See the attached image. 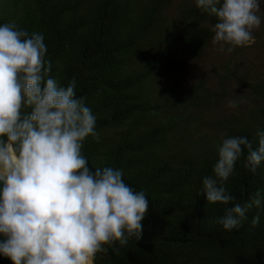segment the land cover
<instances>
[{
  "label": "trees",
  "instance_id": "16d2710c",
  "mask_svg": "<svg viewBox=\"0 0 264 264\" xmlns=\"http://www.w3.org/2000/svg\"><path fill=\"white\" fill-rule=\"evenodd\" d=\"M4 22L43 34L50 75L76 80L96 116L89 167L121 169L150 202L141 239L105 245L95 264H264V208L226 231L215 221L232 205L198 195L221 140L255 148L264 129V20L232 51L213 43L217 21L194 0H0ZM244 163L225 182L241 204L264 190V162L254 173Z\"/></svg>",
  "mask_w": 264,
  "mask_h": 264
},
{
  "label": "clouds",
  "instance_id": "9594fccd",
  "mask_svg": "<svg viewBox=\"0 0 264 264\" xmlns=\"http://www.w3.org/2000/svg\"><path fill=\"white\" fill-rule=\"evenodd\" d=\"M194 3L215 17L212 39L222 50L247 44L264 20V0ZM46 53L43 34L0 23V256L12 264H95L105 245L141 239L150 202L121 169L89 167L82 148L97 135L96 116L75 79L61 86L50 75ZM255 135V148L246 136L223 138L212 174L202 178L198 195L207 204L232 205L215 221L226 231L264 208V190L241 204L225 187L242 156L252 173L264 162V129ZM259 223L258 211L251 224Z\"/></svg>",
  "mask_w": 264,
  "mask_h": 264
},
{
  "label": "water",
  "instance_id": "95a60500",
  "mask_svg": "<svg viewBox=\"0 0 264 264\" xmlns=\"http://www.w3.org/2000/svg\"><path fill=\"white\" fill-rule=\"evenodd\" d=\"M3 239V237H0ZM0 264H12V261L6 257L0 256Z\"/></svg>",
  "mask_w": 264,
  "mask_h": 264
}]
</instances>
